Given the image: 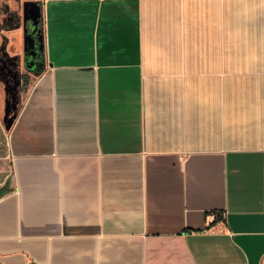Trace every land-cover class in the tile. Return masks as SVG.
Masks as SVG:
<instances>
[{"label": "crops", "instance_id": "crops-1", "mask_svg": "<svg viewBox=\"0 0 264 264\" xmlns=\"http://www.w3.org/2000/svg\"><path fill=\"white\" fill-rule=\"evenodd\" d=\"M22 1L45 57L0 98V264H264V0Z\"/></svg>", "mask_w": 264, "mask_h": 264}, {"label": "rangeland", "instance_id": "rangeland-1", "mask_svg": "<svg viewBox=\"0 0 264 264\" xmlns=\"http://www.w3.org/2000/svg\"><path fill=\"white\" fill-rule=\"evenodd\" d=\"M20 1L21 4L12 7L2 1L0 7L1 25L5 28L0 37V98L6 95L11 112H16L23 103L45 57L40 6L37 12H32L31 1ZM17 33L21 34V44L14 38Z\"/></svg>", "mask_w": 264, "mask_h": 264}]
</instances>
